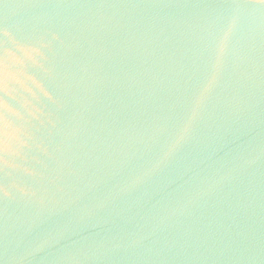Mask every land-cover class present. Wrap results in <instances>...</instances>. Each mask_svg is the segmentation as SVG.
<instances>
[{"label":"water","instance_id":"95a60500","mask_svg":"<svg viewBox=\"0 0 264 264\" xmlns=\"http://www.w3.org/2000/svg\"><path fill=\"white\" fill-rule=\"evenodd\" d=\"M0 264H264V0H0Z\"/></svg>","mask_w":264,"mask_h":264}]
</instances>
